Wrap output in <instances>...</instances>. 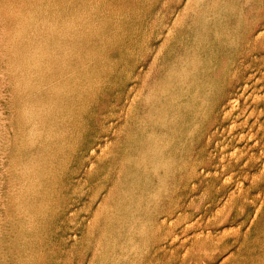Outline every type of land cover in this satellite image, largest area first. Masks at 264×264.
<instances>
[{"label": "rangeland", "instance_id": "374dc122", "mask_svg": "<svg viewBox=\"0 0 264 264\" xmlns=\"http://www.w3.org/2000/svg\"><path fill=\"white\" fill-rule=\"evenodd\" d=\"M0 264H264V0H0Z\"/></svg>", "mask_w": 264, "mask_h": 264}, {"label": "bare ground", "instance_id": "6f19581e", "mask_svg": "<svg viewBox=\"0 0 264 264\" xmlns=\"http://www.w3.org/2000/svg\"><path fill=\"white\" fill-rule=\"evenodd\" d=\"M211 243H212V241H210V240H206L205 242H204V240H200L197 242V246H198V248L205 249Z\"/></svg>", "mask_w": 264, "mask_h": 264}]
</instances>
